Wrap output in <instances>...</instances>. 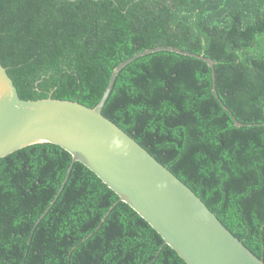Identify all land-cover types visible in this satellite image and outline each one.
<instances>
[{"label":"trees","instance_id":"trees-1","mask_svg":"<svg viewBox=\"0 0 264 264\" xmlns=\"http://www.w3.org/2000/svg\"><path fill=\"white\" fill-rule=\"evenodd\" d=\"M157 46L213 59L214 80L202 59L150 52L102 113L264 261V0H0V63L22 99L93 107L120 62ZM71 160L46 142L0 158V264H187Z\"/></svg>","mask_w":264,"mask_h":264},{"label":"water","instance_id":"water-1","mask_svg":"<svg viewBox=\"0 0 264 264\" xmlns=\"http://www.w3.org/2000/svg\"><path fill=\"white\" fill-rule=\"evenodd\" d=\"M159 50L204 60L212 68L214 80V61L209 57L174 46L147 48L113 69L100 100L90 107L52 97L22 99L0 63V158L36 143L58 145L72 157L68 171L75 161L84 164L187 264H264L189 186L102 113L120 69ZM212 89L216 94L214 81ZM234 122L242 125L236 119Z\"/></svg>","mask_w":264,"mask_h":264}]
</instances>
